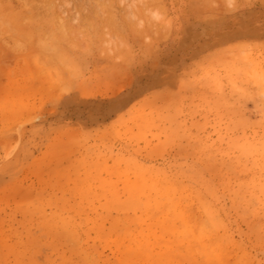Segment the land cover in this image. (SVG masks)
<instances>
[{
  "label": "rangeland",
  "instance_id": "rangeland-1",
  "mask_svg": "<svg viewBox=\"0 0 264 264\" xmlns=\"http://www.w3.org/2000/svg\"><path fill=\"white\" fill-rule=\"evenodd\" d=\"M88 3L0 0V264H264V0Z\"/></svg>",
  "mask_w": 264,
  "mask_h": 264
},
{
  "label": "snow or ice",
  "instance_id": "snow-or-ice-1",
  "mask_svg": "<svg viewBox=\"0 0 264 264\" xmlns=\"http://www.w3.org/2000/svg\"><path fill=\"white\" fill-rule=\"evenodd\" d=\"M81 3L85 9H88L90 7L88 0H81Z\"/></svg>",
  "mask_w": 264,
  "mask_h": 264
},
{
  "label": "bare ground",
  "instance_id": "bare-ground-1",
  "mask_svg": "<svg viewBox=\"0 0 264 264\" xmlns=\"http://www.w3.org/2000/svg\"><path fill=\"white\" fill-rule=\"evenodd\" d=\"M63 22V21H62ZM60 24V23H59ZM57 26H58V23H57Z\"/></svg>",
  "mask_w": 264,
  "mask_h": 264
}]
</instances>
